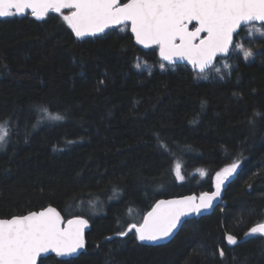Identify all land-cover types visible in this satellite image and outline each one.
<instances>
[{"label":"trees","instance_id":"16d2710c","mask_svg":"<svg viewBox=\"0 0 264 264\" xmlns=\"http://www.w3.org/2000/svg\"><path fill=\"white\" fill-rule=\"evenodd\" d=\"M239 41L254 60L219 58L231 71L217 78L214 66L197 72L143 50L129 26L79 39L54 13L0 19V218L54 206L91 224L78 257L39 264H264L263 235L226 241L264 222V38L242 29ZM41 108L65 119L37 125ZM233 163L226 206L188 218L170 241L116 235L161 199L213 190Z\"/></svg>","mask_w":264,"mask_h":264},{"label":"snow or ice","instance_id":"6c2138e0","mask_svg":"<svg viewBox=\"0 0 264 264\" xmlns=\"http://www.w3.org/2000/svg\"><path fill=\"white\" fill-rule=\"evenodd\" d=\"M28 9L38 20H44L50 13L57 14L74 32L83 39L95 36L105 29L124 25L131 27L136 43L145 48L157 46L164 61L190 62L193 68L203 72L218 55L227 56L233 47V36L241 25L264 27V0H0V17L23 15ZM64 9H74L65 15ZM195 21L193 30L189 29ZM203 34V35H202ZM264 36V31L260 33ZM245 61L254 58L251 49L240 46ZM137 68L140 67L138 63ZM163 67V65H161ZM41 119L62 121L61 113L41 108ZM37 125H34L37 126ZM9 137L8 122L0 123V149L6 147ZM233 163L223 172L216 174V192L184 200L160 201L139 227L132 224L127 231H119L117 236L125 237L134 231L141 242H155L169 237L180 223V217L189 213H199L201 208H210L212 200L219 196L223 179L236 170ZM179 165L176 166L177 176ZM63 218L53 207L31 211L26 215L0 219V264H37L43 253L73 256L84 248V228L88 221L77 217L68 221V228H62ZM264 235V223L249 230V234ZM107 239H111L108 237ZM231 244H236L235 236H227ZM220 256L224 255L220 250Z\"/></svg>","mask_w":264,"mask_h":264},{"label":"water","instance_id":"95a60500","mask_svg":"<svg viewBox=\"0 0 264 264\" xmlns=\"http://www.w3.org/2000/svg\"><path fill=\"white\" fill-rule=\"evenodd\" d=\"M127 2V0L125 1V2H123V0H120V3L121 4H123V3H126ZM66 10H70V12H69V14L71 13V11H74V9H64L63 11H66ZM27 14H31V10L30 9H28L23 15H20V14H17V16L18 17H24V16H26ZM51 14V13H50ZM55 14V13H54ZM2 18H7V17H0V19H2ZM256 23H258V22H256ZM192 25H195V21L193 22V24ZM192 25H189V29L190 30H193L194 28H191V26ZM119 26H123V25H117V26H115V27H119ZM245 26H247V25H241V28L238 30V32L243 28V27H245ZM129 27H130V25H129ZM113 28V27H112ZM109 29H111V28H108V29H105V31L104 32H106L107 30H109ZM103 32V33H104ZM130 32H131V27H130ZM237 32V33H238ZM236 33V34H237ZM102 33H98L97 35H95V36H86V37H88V38H90V37H97V36H100ZM131 34H132V36L134 37V41H135V43H136V40H135V36H134V34L131 32ZM236 34H234V36H233V45H234V41H235V35ZM203 35V34H202ZM140 48H142L143 50H149L150 48H145L143 45H140V44H138V43H136ZM152 47H157V46H152ZM151 47V48H152ZM233 48V47H232ZM232 48L230 49V51H229V54L227 55V56H223V55H218L216 58H215V60L212 62V64L209 66V67H207L203 72H205V71H207V70H209V69H211L215 64H216V62H217V60L219 59V58H228L230 55H231V52H232ZM168 64H170V65H186V66H189V67H191V68H193V66H192V64L190 63V62H188V61H186V60H177V62L176 63H170V62H168V61H166ZM195 71H197V72H200V70L198 69V68H193ZM232 176H233V172L231 173V175H228L226 178H224L223 179V183H222V185H221V189H220V193H219V196H217L215 199H213L212 200V206L210 207V208H207V209H205V208H201V210H200V212L199 213H189V214H187V215H183V216H181L180 217V223L178 224V226H177V228L176 229H174L173 230V232H172V234L169 236V237H167V238H164V239H160V240H158V241H155V242H148V241H145L144 243L145 244H148V245H159V244H163V243H166V242H168V241H170L178 232H179V230L182 228V226L184 225V223H185V221L188 219V218H192V217H203V216H207V215H211L214 211H215V209L217 208V207H220V206H226V201H225V192H226V189H227V186H228V183L230 182V180L232 179ZM214 192H216V185L214 186V188H213V190H211V191H205V192H203V193H201V194H199V195H184V196H179V197H171V198H164V199H161V200H159L154 206H153V208L145 215V217H144V219H143V221H142V223L141 224H136L138 227L140 226V225H142L143 223H144V221H145V219H150L149 218V216H148V214L150 213V212H152L155 208H156V205L160 202V201H172V200H184L186 197H195L196 199H195V203L196 204H200L201 203V201H200V197L203 195V194H205V193H208L209 195H211L212 193H214ZM47 207H49V206H47ZM47 207H45V208H47ZM50 207H53V208H55L59 213H60V215H61V217L63 218V224L61 225V227L62 228H68L69 227V225H68V221L69 220H74V219H76L77 217H80V218H82V219H85V220H87L86 218H84V217H81V216H75V217H72V218H69V219H65V217L61 214V212L56 208V207H54V206H50ZM45 208H43V209H45ZM43 209H40V210H43ZM40 210H38V211H40ZM37 211V210H36ZM27 214V213H26ZM26 214H24V215H26ZM16 216H19V215H16ZM11 218V217H10ZM0 219H8V218H0ZM88 221V220H87ZM262 223H264V222H262ZM260 224V223H259ZM256 225H258V224H256ZM256 225H254V226H256ZM253 226V227H254ZM90 228H91V224H90V222L88 221V224H87V226L84 228V242H85V246H84V248H82V249H80L76 254H74L73 256H64V257H62V258H64V259H69V258H75V257H78L81 253H83L85 250H87V247H88V238H87V234H88V231L90 230ZM252 228V227H251ZM229 235H232V236H235V235H233V234H227L226 235V241H227V243H228V245L229 246H234V245H236L237 243H239V242H243V241H246V240H248L249 238H251L254 234H249V231H248V233L246 234V236H244L242 239H239L238 237H236V240H237V243L236 244H231V243H229L228 242V240H227V236H229ZM264 236V235H263ZM53 254H56L55 252H52V251H49V252H47V253H43L42 255H41V257H40V259L38 260V262H37V264H39L40 263V260L41 259H43V258H46L47 256H49V255H53Z\"/></svg>","mask_w":264,"mask_h":264},{"label":"rangeland","instance_id":"374dc122","mask_svg":"<svg viewBox=\"0 0 264 264\" xmlns=\"http://www.w3.org/2000/svg\"><path fill=\"white\" fill-rule=\"evenodd\" d=\"M127 28H125V26H119V31L123 32L125 31ZM248 31V37L251 38L252 40L254 39H259V38H264V36H261L260 33L262 31H264V27H262L259 24H254V25H248L245 28ZM243 46L244 49H250L248 47V45H246L243 41H239L237 42L234 47H233V51H232V56L234 57V59L237 58H243V52L240 50V46ZM254 60L250 59L246 62H252ZM245 61V60H244ZM161 69H164V65L163 67L160 66ZM140 71H144V72H151V68L150 66H148L147 64H140V67L138 68ZM231 71V65L229 63L228 60H223L219 65L214 66L211 69V74L217 78H222L224 75H226L227 73H229ZM209 77V73H206L204 75L201 76L202 79H207ZM217 184V181H216ZM215 184V185H216ZM137 216H133V219H136Z\"/></svg>","mask_w":264,"mask_h":264},{"label":"flooded vegetation","instance_id":"af4514ba","mask_svg":"<svg viewBox=\"0 0 264 264\" xmlns=\"http://www.w3.org/2000/svg\"><path fill=\"white\" fill-rule=\"evenodd\" d=\"M124 2H125V1H124ZM69 12H70V10H69ZM69 12H68V14H69ZM254 24H259V23H254ZM259 25H260V24H259ZM247 26H248V25H247ZM194 27H195V25H192V26H191V28H194ZM245 28H246V26L243 27L242 29H245ZM242 29H241V30H242ZM241 30H240V31H241ZM245 30H246V29H245ZM240 31H239V32H240ZM239 32L235 35L234 45L237 43V42H236V36L239 34ZM234 45H233V47H234ZM232 51H233V48H232ZM231 53H232V52H231Z\"/></svg>","mask_w":264,"mask_h":264}]
</instances>
